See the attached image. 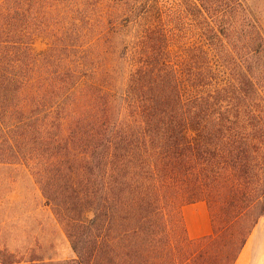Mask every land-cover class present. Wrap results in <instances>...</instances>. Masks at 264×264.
<instances>
[{
	"label": "trees",
	"instance_id": "1",
	"mask_svg": "<svg viewBox=\"0 0 264 264\" xmlns=\"http://www.w3.org/2000/svg\"><path fill=\"white\" fill-rule=\"evenodd\" d=\"M0 166L33 180L74 255L3 245L0 264H235L264 219V14L0 0ZM198 201L211 232L190 238Z\"/></svg>",
	"mask_w": 264,
	"mask_h": 264
},
{
	"label": "rangeland",
	"instance_id": "2",
	"mask_svg": "<svg viewBox=\"0 0 264 264\" xmlns=\"http://www.w3.org/2000/svg\"><path fill=\"white\" fill-rule=\"evenodd\" d=\"M257 14H264V0H246ZM194 29L189 36H194ZM193 38V37H192ZM33 50L47 47V40L37 37ZM16 249L28 256L31 249L37 257L63 260L72 258L61 226L33 180L10 168L0 166V246ZM235 264H264V219L252 230Z\"/></svg>",
	"mask_w": 264,
	"mask_h": 264
},
{
	"label": "crops",
	"instance_id": "3",
	"mask_svg": "<svg viewBox=\"0 0 264 264\" xmlns=\"http://www.w3.org/2000/svg\"><path fill=\"white\" fill-rule=\"evenodd\" d=\"M182 215L190 238L204 236L211 232L209 214L203 201L184 205Z\"/></svg>",
	"mask_w": 264,
	"mask_h": 264
}]
</instances>
